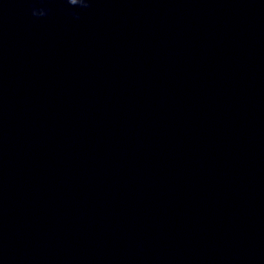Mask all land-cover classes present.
I'll return each instance as SVG.
<instances>
[{
  "label": "clouds",
  "instance_id": "9594fccd",
  "mask_svg": "<svg viewBox=\"0 0 264 264\" xmlns=\"http://www.w3.org/2000/svg\"><path fill=\"white\" fill-rule=\"evenodd\" d=\"M67 3L69 4V5H75V0H67Z\"/></svg>",
  "mask_w": 264,
  "mask_h": 264
}]
</instances>
